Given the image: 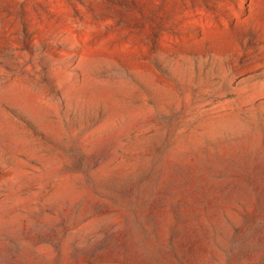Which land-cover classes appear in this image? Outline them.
<instances>
[{"label": "rangeland", "instance_id": "1", "mask_svg": "<svg viewBox=\"0 0 264 264\" xmlns=\"http://www.w3.org/2000/svg\"><path fill=\"white\" fill-rule=\"evenodd\" d=\"M0 264H264V0H0Z\"/></svg>", "mask_w": 264, "mask_h": 264}]
</instances>
